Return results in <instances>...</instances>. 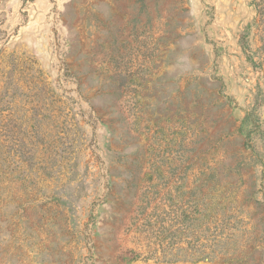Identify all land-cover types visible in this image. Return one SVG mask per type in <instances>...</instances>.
<instances>
[{"label": "rangeland", "instance_id": "1", "mask_svg": "<svg viewBox=\"0 0 264 264\" xmlns=\"http://www.w3.org/2000/svg\"><path fill=\"white\" fill-rule=\"evenodd\" d=\"M260 0H0V264H264Z\"/></svg>", "mask_w": 264, "mask_h": 264}, {"label": "trees", "instance_id": "2", "mask_svg": "<svg viewBox=\"0 0 264 264\" xmlns=\"http://www.w3.org/2000/svg\"><path fill=\"white\" fill-rule=\"evenodd\" d=\"M260 1H261L260 11L262 12L261 16H264V0H260Z\"/></svg>", "mask_w": 264, "mask_h": 264}]
</instances>
